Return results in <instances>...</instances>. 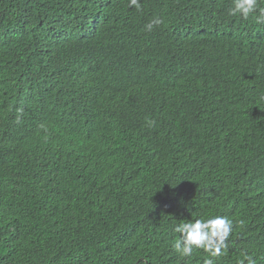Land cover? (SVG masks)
<instances>
[{
  "label": "trees",
  "instance_id": "16d2710c",
  "mask_svg": "<svg viewBox=\"0 0 264 264\" xmlns=\"http://www.w3.org/2000/svg\"><path fill=\"white\" fill-rule=\"evenodd\" d=\"M140 4L88 0L64 33L37 27L50 56L0 62V264H203L173 227L217 215L235 227L214 264H264V23L232 0ZM42 7L0 0L1 54ZM86 91L104 113L73 108Z\"/></svg>",
  "mask_w": 264,
  "mask_h": 264
},
{
  "label": "clouds",
  "instance_id": "9594fccd",
  "mask_svg": "<svg viewBox=\"0 0 264 264\" xmlns=\"http://www.w3.org/2000/svg\"><path fill=\"white\" fill-rule=\"evenodd\" d=\"M43 5L42 9L32 18L26 21H15L17 28L15 35L12 38L5 36V46L9 47L15 57L0 53V62H16L20 57L23 49L27 50L29 47L35 49L44 56H50L51 50L45 43L41 44L45 49L33 42L36 36L37 27L46 31L51 23L62 33L76 24L77 17L88 6V0H35ZM264 0H232V7L228 10L230 16H241L248 19L249 16L254 15V19L258 24L264 23ZM129 7L140 9V0H129ZM160 19H155L148 23L145 27L147 31H151L155 25L161 24ZM23 47V48H21ZM45 62H50L47 57ZM44 101L46 107L52 108L51 93H44ZM73 108L81 107L83 110H96L97 107L103 113L108 105V98L105 94H101L95 100V94L91 91L84 93H77L73 95ZM41 114L29 128L38 131L40 141H54L60 142L57 139V133L51 130L52 120L45 123L43 128H40ZM154 120L148 121L149 127L155 125ZM55 149V148H54ZM56 151V150H55ZM48 153H51L48 150ZM242 225L243 221H239ZM235 222L222 215L213 216L211 218H196L182 222L173 227V232L179 234V239L176 240L174 248L179 256L191 259L198 250H203L208 254V257L203 260V264H214L216 258L221 257L228 249L231 241L229 237L233 234ZM256 264L253 255L245 253L239 260L238 264Z\"/></svg>",
  "mask_w": 264,
  "mask_h": 264
}]
</instances>
